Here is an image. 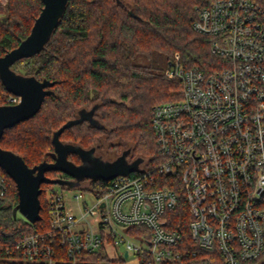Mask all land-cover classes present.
I'll return each instance as SVG.
<instances>
[{"label":"built area","instance_id":"built-area-1","mask_svg":"<svg viewBox=\"0 0 264 264\" xmlns=\"http://www.w3.org/2000/svg\"><path fill=\"white\" fill-rule=\"evenodd\" d=\"M193 28L212 37L221 61L211 72L184 67L178 54L169 63L166 77L182 88L152 113L164 162L97 187L83 181L68 200L51 190L49 230L18 241L0 264H98L82 255L104 247L124 263L131 255L138 264L179 263L184 237L167 217L180 203L177 186L195 245L217 250L222 264L264 257V0H209ZM164 177L171 181L162 186ZM7 192L0 172V196Z\"/></svg>","mask_w":264,"mask_h":264},{"label":"trees","instance_id":"trees-1","mask_svg":"<svg viewBox=\"0 0 264 264\" xmlns=\"http://www.w3.org/2000/svg\"><path fill=\"white\" fill-rule=\"evenodd\" d=\"M208 2L69 0L40 51L11 67L23 80L48 81L54 85L48 88L50 94L34 117L5 131L0 147L20 156L30 168L44 161L52 163L56 157L53 134L63 125L76 121L60 136L65 147L101 153L106 147L108 153L122 156L128 162L139 159L140 163L130 174L163 163L152 127V113L157 105L177 99L182 88L181 81L166 77L169 63L178 54L184 67L199 66L211 72V67L221 61L211 53L212 37L193 28L198 9ZM43 8V0H7L0 18V57L17 48L31 34ZM140 58L146 63L137 62ZM11 96L0 78V109L12 105ZM68 160L81 165L77 152H69ZM0 172L8 181L6 196H0L1 259L24 237L49 230V212L43 199L47 191L55 190L53 184H42V220L33 224L17 216L16 183L2 168ZM46 175L65 182L74 179L62 172ZM163 179L166 182L162 186L171 181ZM84 180L94 187L107 181ZM174 189L180 203L168 211L167 217L171 220L170 228L183 234L181 249L187 250L182 260L174 264H222L217 250H203L193 242L183 191L181 186ZM82 260L124 263L122 257L110 256L106 247L98 253L83 254ZM245 264H264V257Z\"/></svg>","mask_w":264,"mask_h":264},{"label":"water","instance_id":"water-1","mask_svg":"<svg viewBox=\"0 0 264 264\" xmlns=\"http://www.w3.org/2000/svg\"><path fill=\"white\" fill-rule=\"evenodd\" d=\"M69 0H43L44 8L39 17L35 20L31 34L15 49L0 57V78L8 93L21 98L20 103L9 105L0 109V140L5 131L18 123L34 117L42 107L48 90L54 83L44 81L38 82L35 79L23 80L12 70V66L19 60L30 58L37 54L44 46L51 34V30L61 13L63 7ZM76 121L63 125L53 134L52 142L56 157L52 163L44 161L40 165L30 168L25 161L15 153L4 150L0 147V168H2L16 183L19 204L15 209L30 223L42 220V184H59L72 187L79 185L84 179L111 180L118 175H128L118 172L113 168L98 170L95 168L96 161L100 158L94 157L95 151H84L76 148H68L61 144L60 136L71 127ZM77 152L81 158V165H75L68 160V153ZM62 172L74 176L76 181H62L49 178L48 172ZM127 256V255H126Z\"/></svg>","mask_w":264,"mask_h":264},{"label":"rangeland","instance_id":"rangeland-1","mask_svg":"<svg viewBox=\"0 0 264 264\" xmlns=\"http://www.w3.org/2000/svg\"><path fill=\"white\" fill-rule=\"evenodd\" d=\"M7 0H0V14L4 15L5 13V7H6ZM137 62L139 63H146V61L143 58H140ZM103 154H105L104 159H100L96 161L95 168L98 170H107L109 168H113L114 170H117L118 172L127 173L132 168H135L140 163L139 159H136L134 161L128 162L125 160L124 157L119 156L117 157L114 154L108 153L107 149H103ZM107 153V154H106ZM85 181V180H84ZM53 188L55 191L59 193H63L64 197L68 200L72 194H74L77 189L76 187H72L69 183L66 185V188H63L62 185L59 184H53ZM51 190L47 191L44 195V204L46 205V199L49 197ZM48 212V211H47ZM17 216L22 217V215L18 212ZM124 264H138L137 259L135 256L131 255L128 259L125 260Z\"/></svg>","mask_w":264,"mask_h":264},{"label":"flooded vegetation","instance_id":"flooded-vegetation-1","mask_svg":"<svg viewBox=\"0 0 264 264\" xmlns=\"http://www.w3.org/2000/svg\"><path fill=\"white\" fill-rule=\"evenodd\" d=\"M94 157H96V158H100V159H104V158H105L104 154L101 153V152H98V151L94 153ZM81 164H82V163H81ZM49 178L54 179V177H49ZM72 181H76V179L74 178ZM83 181H84V180H83ZM83 181H80L79 185L82 184Z\"/></svg>","mask_w":264,"mask_h":264}]
</instances>
